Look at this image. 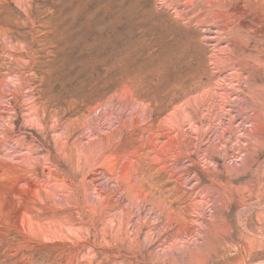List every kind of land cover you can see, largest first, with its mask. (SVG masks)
<instances>
[{"label":"rangeland","instance_id":"obj_1","mask_svg":"<svg viewBox=\"0 0 264 264\" xmlns=\"http://www.w3.org/2000/svg\"><path fill=\"white\" fill-rule=\"evenodd\" d=\"M0 264H264V0H0Z\"/></svg>","mask_w":264,"mask_h":264}]
</instances>
